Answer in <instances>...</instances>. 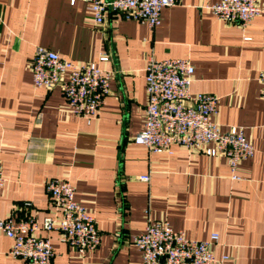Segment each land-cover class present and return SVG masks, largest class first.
<instances>
[{"label": "crops", "instance_id": "obj_1", "mask_svg": "<svg viewBox=\"0 0 264 264\" xmlns=\"http://www.w3.org/2000/svg\"><path fill=\"white\" fill-rule=\"evenodd\" d=\"M220 1L183 0L152 28L118 14L97 25L85 0H0V219L33 216L42 225L58 214L46 189L56 178L75 186L101 235L99 247L82 255L60 232L41 230L54 264H142L133 240L151 219L193 239L217 233L215 254L228 257L220 264H264V13L241 30L207 8ZM256 1L264 9V0ZM39 46L112 73L98 116L77 115L62 84L34 85ZM150 56L190 59L191 93L219 97L214 120L223 131L243 129L255 155L240 163L239 179L224 155L178 144L157 153L135 143L145 126ZM13 243L0 232V264H24L9 254Z\"/></svg>", "mask_w": 264, "mask_h": 264}, {"label": "built area", "instance_id": "obj_2", "mask_svg": "<svg viewBox=\"0 0 264 264\" xmlns=\"http://www.w3.org/2000/svg\"><path fill=\"white\" fill-rule=\"evenodd\" d=\"M90 4L97 25L105 24L109 15H121L127 20L146 22L152 28L162 23L166 8L180 5L183 0H85ZM75 1H73L74 3ZM220 21L246 30L251 22L264 13L256 0H221L207 6ZM103 56L102 60H108ZM36 87L52 88L62 84L64 95L74 112L89 121L98 116L106 102L112 73L95 63L77 64L46 47L36 49L31 64ZM195 66L188 58L157 59L150 56L146 66L148 103L145 126L134 139L151 152L169 151L178 144L211 156L224 155L239 179L240 163L255 155L241 127L223 131L214 120L218 114L219 97L210 93H191ZM67 77L64 79V77ZM261 96L264 99V70L259 73ZM140 180L149 181L150 175ZM6 179L0 164V195ZM58 214L45 217L43 224L33 216L15 220L0 219V232L13 240L9 254L20 257L24 264H54L56 255L49 237L41 230L60 232L61 239L85 255L99 247L101 235L96 217L75 197L76 188L68 180L56 178L46 182ZM30 206V202L25 203ZM219 235L208 240L193 239L183 230L175 229L167 220L151 219L144 232L133 242L141 250L142 264H220L214 246Z\"/></svg>", "mask_w": 264, "mask_h": 264}]
</instances>
